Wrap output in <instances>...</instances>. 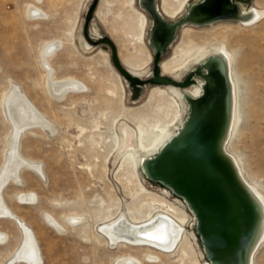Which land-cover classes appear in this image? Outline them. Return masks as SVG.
I'll return each mask as SVG.
<instances>
[{
    "label": "rangeland",
    "instance_id": "obj_1",
    "mask_svg": "<svg viewBox=\"0 0 264 264\" xmlns=\"http://www.w3.org/2000/svg\"><path fill=\"white\" fill-rule=\"evenodd\" d=\"M39 1L0 0V170L11 136L4 102L12 85L22 89L55 127L53 133L32 128L19 139L21 157L40 164L42 175L22 168L18 173L21 184L11 181L2 191L3 201L14 217L0 218V234L5 237L4 243H0V264H9L21 243L18 221L34 235L41 264H116L128 258L138 264H211L201 245L202 238L197 236V220L190 208L171 190L149 180L142 167L143 160L155 157L160 147L148 154L135 152L136 170L131 171L123 164L129 149L121 147L122 129H130L135 140V135L139 134L138 119H151L160 109L164 111L160 94L174 97L173 90H176L181 97L176 98L181 117L163 138L164 145L169 143L189 117L183 92L193 98L202 93L203 79L198 76L188 79V75L197 67L204 69L207 59L224 47L233 55L232 78L237 89L236 123L226 152L238 161L244 180L264 197V17L251 25L225 20L203 26H178L166 51L154 53L149 36L155 23L141 5L145 6L142 0H97L86 36L87 12L94 0ZM179 1L182 0H155L166 25L181 20L191 6L202 0H191L183 12L172 19L168 15L177 10ZM232 2L238 3L244 11L264 10V0ZM32 7L46 15L45 19L27 18L26 11ZM132 18L139 25L144 19L142 35L130 32ZM103 38L114 44L122 66L141 80V91L137 95L114 67L109 46L101 43ZM50 43L60 44L47 64L53 78L78 82L84 86L81 94L71 93L61 101L46 98L43 88L46 72L41 65L40 51ZM155 74H163L177 85L160 86L150 82ZM180 83L184 86H179ZM110 88L115 89V95L108 92ZM101 113L109 117L118 115L119 123L112 126L102 119L104 125L95 137L98 144L91 147L86 138L92 121L99 119ZM127 113L129 119L125 118ZM169 116L162 124L170 122L172 115ZM154 125L158 126L156 121ZM81 129L85 133H81ZM115 142H119L118 147L114 146ZM88 166L93 175L87 170ZM140 185L147 191L142 197L144 204L148 202L154 209L149 218L133 222L129 211L140 197ZM22 194H31L33 202L19 200L17 197ZM111 201L118 204L116 213H112L109 206ZM162 209L186 219L180 241L171 252L124 243L111 247L99 230L121 216L133 224H143L157 215H165ZM74 219L82 221L74 222ZM92 232L98 241L93 240ZM252 261V264H264V243L254 252Z\"/></svg>",
    "mask_w": 264,
    "mask_h": 264
},
{
    "label": "bare ground",
    "instance_id": "obj_2",
    "mask_svg": "<svg viewBox=\"0 0 264 264\" xmlns=\"http://www.w3.org/2000/svg\"><path fill=\"white\" fill-rule=\"evenodd\" d=\"M190 1L191 0L179 1L180 4H178L179 7L177 10L173 13L170 12L168 16L172 19L177 18ZM39 2L40 1L37 0V3ZM142 2L149 10L152 9L151 0H142ZM198 4L201 6L197 7ZM198 4L193 5L194 7L191 6L189 9L186 14L188 16L187 21L196 23L209 21V25L213 24L215 19L223 17L226 20L239 18L237 19L238 23L242 25H251V23H255L264 17V10L251 8L244 11L240 8L239 4L233 3L232 0H202ZM39 11L37 7H34L32 10L29 9L26 11L27 18L30 20L45 19L46 15L40 14L41 11ZM133 18V25L130 28V32L135 33L134 35H142L145 27L144 19L143 21H140L141 23L139 22V25ZM134 21L136 23H134ZM154 23L151 43L155 50L160 49L164 52L169 39L173 36L174 29L172 26L166 25L164 22ZM68 34H70V39H68L72 41L71 36L73 33L71 34L70 31ZM136 43H139V41ZM57 45L50 43L46 44L44 47L42 46L43 48L40 51V61L46 75H43L44 79H41L44 81L43 88L46 98L50 97L56 101H61L71 93L81 94L84 86L74 80L64 79L56 81L53 78V71L47 66V64H49V60L56 53L58 49ZM189 64L190 62L188 65ZM188 65H186V68ZM232 65L233 55L222 47L218 53L210 56L204 64L203 70L205 71V74L202 75H204L205 78L199 76L204 80V84L201 86V95L197 98H191V96L187 95L185 92H183L182 95L183 100H186L189 106V113L196 104L211 99L212 103L209 104V107L212 114V134H210L208 130H205V128L197 127V125L189 131L181 133L185 128V123L184 127L169 143L165 145L163 144V138L181 117L180 106L176 100V98L180 100L181 97L179 95L180 93L176 90H173L175 94L174 97H169L166 93L160 94L161 99H159L163 106L162 110L164 111H161V109L159 111L157 110L158 113L156 114L155 112L156 115L151 119L146 117L138 119V124L135 123V125L137 124V131L139 134L135 135V140L130 129L127 127L122 129L121 147L124 150L129 149L126 151V155L128 154V156L126 157L125 155L123 157V164L131 171L134 170V167L137 164V159L134 155L135 152L148 154L160 147V151L155 157L143 160L142 167L149 177L160 178L161 180H159L161 183L169 186L171 189H168L173 193L176 192L178 194L179 192V188L172 185L174 183L180 182L178 185L182 184L183 187L186 188V192L188 193L182 192V195L185 203L197 220L198 231L204 243L205 250L209 255L211 264H252V256L254 252L260 244L264 243V197L244 180L238 161L226 152V147L229 144L236 123L237 89L232 78ZM172 68L173 67H171V69ZM164 71L167 72L168 68H164ZM108 92L115 95L114 88L108 89ZM4 103L6 117L10 123L11 136L7 144L4 165L0 170V218L10 219L14 217V215L4 203L1 196L4 187H6L5 185L11 181L21 184V181L18 178V173L22 168H28L29 170L42 175L40 164L28 162L21 157L18 151V144H20L18 143L19 139L21 135L32 128L39 127L37 129L41 128L44 131L53 133L55 127L52 126V122L50 123L47 120L48 118H45L46 116L35 107V105L24 94L22 89L17 85H12L10 87ZM128 115L129 114L127 113L125 118H128ZM169 115H172L171 120L169 119L170 122L168 124H162L163 119L170 117ZM102 119H104L106 124H111L112 126H116L119 123L118 115L109 117L101 113L99 119L92 121V127L86 138L91 147H95L98 144L95 137L99 136L101 126L104 125ZM155 121L158 126L154 125ZM80 131L81 133H85L84 129H81ZM118 145L119 142H115L114 146L118 147ZM171 146H176L174 147L176 150L174 153L172 152L173 154H171L172 156L170 159L164 160L165 162L163 164L162 159L168 155L167 152L172 148ZM210 152L219 163L237 201L234 215L225 216V221L230 223V229L223 233L218 232L208 223V221L202 216L199 204H194L191 196L197 195L201 198L203 197L202 192L200 191L202 190L200 184H202L203 181L196 169L203 174L205 172L204 170H207V173H209V171L212 172L213 167H215V162H213L214 160L210 156ZM162 154L163 157L160 159V155ZM96 159L97 157L95 156L94 160ZM160 166H163V168ZM87 170L93 175L91 166H88ZM214 174L215 180H212L211 201H209L208 204L218 202L220 203L219 206L221 207L222 205L223 210H225L222 180H220V178L217 180L216 176L218 174L215 168L212 172V175ZM170 182L174 183L171 184ZM139 188L138 194H140V197L137 200V203H135V206L129 211V218L133 222H139L149 218L154 209L148 202L144 204L142 197L146 195L144 193L147 191L142 185H140ZM17 198L23 202H33V196L31 194L18 195ZM115 203L111 201L109 204V206L112 207V213L118 211V204ZM226 207H229V205L226 204ZM168 208L170 210L172 209L174 212L177 211L173 207ZM209 208L211 209L210 211L216 212L217 215L221 214L218 213V207L214 208V206L212 207L209 205ZM89 211L90 210H88V213ZM160 211L165 215H157L143 224H133L124 216H121L115 221L101 226L99 230L111 247H114L119 243H124L132 246L152 247L155 248V250L157 249L161 252L168 253L171 252L180 241L186 219L182 215H172V213L164 209ZM91 220L93 223L94 218L91 217ZM73 221L81 222L82 220L75 221L74 219ZM73 221L72 223H74ZM48 222L52 226H55L52 219H49ZM17 226L21 234V243L8 263L41 264V257L39 256L40 252H38L39 248L31 230L21 221L17 222ZM56 226L54 228H56ZM90 235L93 240L98 241L95 233H90ZM4 241V235L0 234V243H4ZM184 243L187 246V243ZM116 264L138 263L133 259L128 258L118 260Z\"/></svg>",
    "mask_w": 264,
    "mask_h": 264
},
{
    "label": "water",
    "instance_id": "obj_3",
    "mask_svg": "<svg viewBox=\"0 0 264 264\" xmlns=\"http://www.w3.org/2000/svg\"><path fill=\"white\" fill-rule=\"evenodd\" d=\"M152 2V9L149 10L146 6H144L141 2V5L147 10V12L150 14V16L152 17V20L153 22H164V19L162 17V15L160 14V12L158 11L157 7H156V3H155V0H151ZM96 3H97V0H94L93 1V4L91 5V7L89 8L88 12H87V17H86V24H85V27H84V35L86 36L87 34V27H88V24L90 22V20L92 19V16L94 14V9L96 7ZM201 5L198 4L197 7H200ZM194 7V6H193ZM192 7V8H193ZM187 18L188 16H184L181 20L175 22L174 24H169L167 23L169 26H172L173 29H174V34L173 36L169 39L168 43H167V46L165 48V51L170 43L171 40L174 39V36H175V33H176V30L178 28V26H182V25H185V24H194V25H198V26H203V25H208V23H210L209 21L207 22H202V23H196V22H190V21H187ZM239 19V18H237ZM236 18L234 19H230V20H237ZM222 20H226L224 19L223 17H220L219 19H215L213 21L214 22H217V21H222ZM153 24L151 26V30H150V36H149V44H150V47L152 49V45H151V37H152V31H153ZM101 43L103 44H106L109 46L110 50H111V60H112V63L114 65V67L117 69V71L129 82L130 86L133 88V91L135 93V95H137L138 91H141V80L132 75L126 68H124L122 66V64L120 63V60L118 58V54H117V51H116V48L114 46V44L108 40L107 38H103L101 40ZM164 51V52H165ZM154 53H164L162 52V50L158 49V50H155L153 51ZM202 71H203V68L201 67H197L196 68V71L194 72H191L189 75H188V79H190L192 76H201L202 78H205L204 75H202ZM150 82L154 83V84H158L160 86H165V85H177L176 82L174 80H171L170 78L168 77H165L163 74H155L153 78L150 79ZM179 86H184V84H179ZM212 101L211 99H208L206 100V102H203V103H198L196 104L192 109H191V112L189 113V117H188V121L186 122V125H185V128L182 130L181 133H185L187 131H189L191 128L195 127L197 125V127H202V128H205V130H208V132L210 134L213 133V124H212V114H211V110H210V107H209V104H211ZM172 147V146H171ZM176 147V146H174ZM172 147L168 152H167V156L164 157L162 160V163L164 164V160H168L170 159V157L172 156L171 154H173L176 150V148ZM174 149V150H173ZM173 150V151H172ZM173 152V153H172ZM160 159L163 157V154L160 155ZM210 156L212 157V159L214 160L213 162L214 163V166L213 167V170L212 172L214 171V168L215 170L217 171V180H222V189L224 190V198H225V210H223V206L221 205V207L219 206L220 203L218 202H215L214 204H208L209 201H211V193H212V180H215V174L212 175V172L209 171V173H207V170H204V174L199 171L198 169H196L199 173V176L201 178V180L203 181L201 185V188L202 190H200L202 192V198L199 197V196H195V195H191L192 196V202H194V204H199V207L201 209V212H202V216L208 221V223L215 229L217 230L218 232L220 233H223L225 231H228L230 229V223L225 221V216H229V215H234L235 213V205H237V201H236V198L234 196V193L232 191V188L231 186L229 185L224 173L222 172L221 168H220V165L219 163L217 162V160L215 159V157L213 156V154H211L210 152ZM190 157V156H189ZM199 158V157H197ZM202 160V159H201ZM160 163V162H159ZM156 165V164H155ZM157 167V166H156ZM155 167V168H156ZM161 168H163V166H160ZM146 175V174H145ZM147 178L151 181H155L157 183H160L164 186H166L165 184L161 183V179L160 178H156V177H149L148 175H146ZM160 179V180H159ZM171 184L174 183V182H170ZM178 183L180 182H177V183H174L172 184L173 186H175L176 188H179V192L178 194L176 192H174L173 194L176 195L177 197L181 198L182 200H184L183 198V195H182V192L183 193H188L186 192V188L183 187V185L179 184ZM167 188H170L169 186H166ZM171 189V188H170ZM182 195V196H181ZM185 201V200H184ZM207 202V203H206ZM226 204L229 205V207H226ZM209 205H211L212 207L214 206L215 207H218L219 208V211L218 213H221L220 215H217L216 212H213V211H210L211 209L209 208ZM228 208V209H226ZM196 231H197V236L199 237V239L201 240V237H200V234H199V231H198V225H196ZM201 245L204 249V252L206 254V257L208 259V262L210 261V258H209V255L207 254L206 250H205V247H204V244H203V241L201 240ZM211 262V261H210Z\"/></svg>",
    "mask_w": 264,
    "mask_h": 264
},
{
    "label": "flooded vegetation",
    "instance_id": "obj_4",
    "mask_svg": "<svg viewBox=\"0 0 264 264\" xmlns=\"http://www.w3.org/2000/svg\"><path fill=\"white\" fill-rule=\"evenodd\" d=\"M238 4V3H237ZM202 74H205V71L203 70L202 71ZM198 76V75H197ZM199 77V76H198ZM204 81V80H203ZM191 98H193V97H191ZM186 101V100H185ZM186 103H187V101H186Z\"/></svg>",
    "mask_w": 264,
    "mask_h": 264
}]
</instances>
